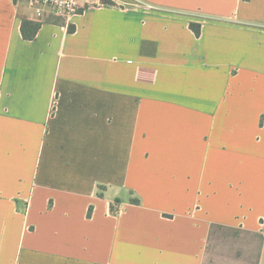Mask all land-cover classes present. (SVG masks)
I'll return each instance as SVG.
<instances>
[{
    "label": "crops",
    "instance_id": "1",
    "mask_svg": "<svg viewBox=\"0 0 264 264\" xmlns=\"http://www.w3.org/2000/svg\"><path fill=\"white\" fill-rule=\"evenodd\" d=\"M109 1L0 0V264H264V0Z\"/></svg>",
    "mask_w": 264,
    "mask_h": 264
},
{
    "label": "built area",
    "instance_id": "2",
    "mask_svg": "<svg viewBox=\"0 0 264 264\" xmlns=\"http://www.w3.org/2000/svg\"><path fill=\"white\" fill-rule=\"evenodd\" d=\"M14 2H25L32 15L39 20L46 16H57L66 22L82 10L79 0H14Z\"/></svg>",
    "mask_w": 264,
    "mask_h": 264
},
{
    "label": "trees",
    "instance_id": "3",
    "mask_svg": "<svg viewBox=\"0 0 264 264\" xmlns=\"http://www.w3.org/2000/svg\"><path fill=\"white\" fill-rule=\"evenodd\" d=\"M101 4L102 5H109V6L114 5V3L109 1V0H101ZM39 27H40L39 24L23 21L22 27H21L23 37L25 39H28V40L32 39L34 37V35L36 34V32L38 31ZM189 27L194 32V34L196 36L200 35V26L199 25L190 24ZM27 28L30 31L29 34L26 33ZM137 202H138L137 200L133 201V203H137Z\"/></svg>",
    "mask_w": 264,
    "mask_h": 264
}]
</instances>
